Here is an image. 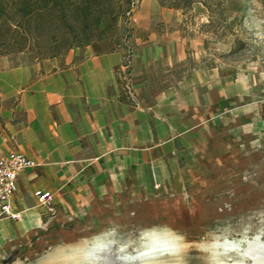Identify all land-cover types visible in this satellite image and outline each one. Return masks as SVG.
I'll return each instance as SVG.
<instances>
[{"label": "crops", "instance_id": "obj_1", "mask_svg": "<svg viewBox=\"0 0 264 264\" xmlns=\"http://www.w3.org/2000/svg\"><path fill=\"white\" fill-rule=\"evenodd\" d=\"M182 17L138 1L130 20L137 105L122 89L120 45L0 55V152L37 163L17 177L20 219H0V258L130 217L138 195L184 187L238 134L264 125V62L210 56L180 30ZM37 189L52 193L53 212Z\"/></svg>", "mask_w": 264, "mask_h": 264}, {"label": "rangeland", "instance_id": "obj_2", "mask_svg": "<svg viewBox=\"0 0 264 264\" xmlns=\"http://www.w3.org/2000/svg\"><path fill=\"white\" fill-rule=\"evenodd\" d=\"M138 1L113 0V12L104 15L95 29L78 34L72 48L96 42L103 48H134L130 20ZM129 9L132 12L127 16ZM227 12L226 19L210 16L202 4L194 3L182 13L180 30L199 37L207 53L219 60L264 62V0H241L239 10L231 6ZM124 28L132 29L130 37ZM237 136L223 152L197 168L184 187L145 198L138 195L130 217L116 218L97 231L44 242L31 254L21 248L0 258V264H38L59 249L90 240L109 228L117 232L115 246L127 245L133 252L146 229L160 227L180 233L192 248L185 255L186 264H207L194 242L240 239L246 230L249 236L259 231L264 236V125H254L247 134Z\"/></svg>", "mask_w": 264, "mask_h": 264}, {"label": "trees", "instance_id": "obj_3", "mask_svg": "<svg viewBox=\"0 0 264 264\" xmlns=\"http://www.w3.org/2000/svg\"><path fill=\"white\" fill-rule=\"evenodd\" d=\"M163 7L189 10L202 4L210 16L226 19L241 0H157ZM113 0H0V55L32 52L39 58L58 56L76 43L78 34L95 29L113 12ZM117 20L116 15L113 21ZM130 37L132 29H125Z\"/></svg>", "mask_w": 264, "mask_h": 264}, {"label": "bare ground", "instance_id": "obj_4", "mask_svg": "<svg viewBox=\"0 0 264 264\" xmlns=\"http://www.w3.org/2000/svg\"><path fill=\"white\" fill-rule=\"evenodd\" d=\"M247 231L240 239L217 237L194 243L206 256L207 264H264L262 231L252 236ZM116 233L109 228L90 240L59 249L38 264H186L185 255L192 249L184 235L166 228L144 230L134 252L127 245L115 246Z\"/></svg>", "mask_w": 264, "mask_h": 264}, {"label": "built area", "instance_id": "obj_5", "mask_svg": "<svg viewBox=\"0 0 264 264\" xmlns=\"http://www.w3.org/2000/svg\"><path fill=\"white\" fill-rule=\"evenodd\" d=\"M132 9L127 11L130 16ZM132 49H125V58L121 66L122 89L129 101L137 105V97L134 92L133 81L131 77V55ZM37 166V163L16 150H9L6 153L0 152V219H9L17 221L21 217V212L13 208L12 201L17 191L18 174L26 169ZM39 205L53 212V195L48 190L37 189L34 191Z\"/></svg>", "mask_w": 264, "mask_h": 264}]
</instances>
